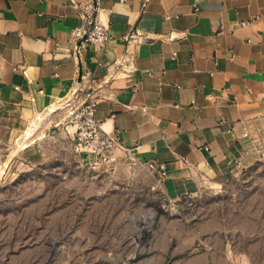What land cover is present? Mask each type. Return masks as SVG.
<instances>
[{
    "label": "crops",
    "instance_id": "crops-1",
    "mask_svg": "<svg viewBox=\"0 0 264 264\" xmlns=\"http://www.w3.org/2000/svg\"><path fill=\"white\" fill-rule=\"evenodd\" d=\"M80 1L0 0V161L41 121L67 124L80 67L95 119L121 148L164 165L174 200L264 150V0H101L110 38L77 61Z\"/></svg>",
    "mask_w": 264,
    "mask_h": 264
},
{
    "label": "rangeland",
    "instance_id": "rangeland-1",
    "mask_svg": "<svg viewBox=\"0 0 264 264\" xmlns=\"http://www.w3.org/2000/svg\"><path fill=\"white\" fill-rule=\"evenodd\" d=\"M66 122L0 161V264H264V150L174 200L147 162L99 160Z\"/></svg>",
    "mask_w": 264,
    "mask_h": 264
},
{
    "label": "built area",
    "instance_id": "built-area-1",
    "mask_svg": "<svg viewBox=\"0 0 264 264\" xmlns=\"http://www.w3.org/2000/svg\"><path fill=\"white\" fill-rule=\"evenodd\" d=\"M101 0H83L73 5L83 22L70 31L74 43L72 55L80 61V52L88 44L101 48L110 38L109 27L100 18ZM92 78L81 67L78 70L76 86L70 91L63 107L67 108L66 119L72 125L75 143L99 160H107L118 148L115 133L105 130L94 117L96 99L92 92ZM159 181L166 179V169L162 163L147 162Z\"/></svg>",
    "mask_w": 264,
    "mask_h": 264
},
{
    "label": "bare ground",
    "instance_id": "bare-ground-1",
    "mask_svg": "<svg viewBox=\"0 0 264 264\" xmlns=\"http://www.w3.org/2000/svg\"><path fill=\"white\" fill-rule=\"evenodd\" d=\"M53 109H54L53 107H50V108H49V112L53 111ZM35 123H36V122H35ZM35 123H34V124H35ZM34 126H36V124L33 125L32 127H34ZM28 135H30V129L27 130V137H28Z\"/></svg>",
    "mask_w": 264,
    "mask_h": 264
}]
</instances>
